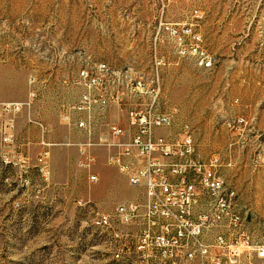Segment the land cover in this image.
Here are the masks:
<instances>
[{
  "label": "rangeland",
  "instance_id": "374dc122",
  "mask_svg": "<svg viewBox=\"0 0 264 264\" xmlns=\"http://www.w3.org/2000/svg\"><path fill=\"white\" fill-rule=\"evenodd\" d=\"M96 62L159 73L161 107L175 118L163 135L188 126L201 159H221L262 240L264 0H0V264H118L111 234L92 221L143 191L104 150L90 184L79 146L68 145L87 141L68 109L82 92L72 81ZM98 120L105 130L127 115Z\"/></svg>",
  "mask_w": 264,
  "mask_h": 264
},
{
  "label": "built area",
  "instance_id": "2783aa9c",
  "mask_svg": "<svg viewBox=\"0 0 264 264\" xmlns=\"http://www.w3.org/2000/svg\"><path fill=\"white\" fill-rule=\"evenodd\" d=\"M200 65L210 68L212 62L203 57ZM72 84L82 92L68 110L82 115L74 125L87 141L68 145L79 146V167L89 183L100 180L96 152L104 150L106 165L143 191L142 198L92 221L113 227L111 259L124 254L136 264H264V235L260 240L254 217L241 211L237 191L220 172L221 159H201L188 126L174 136L159 134L175 125L174 115L161 107L159 73L134 76L96 62L82 68ZM115 108L126 112V124L97 127V119L110 117Z\"/></svg>",
  "mask_w": 264,
  "mask_h": 264
},
{
  "label": "bare ground",
  "instance_id": "6f19581e",
  "mask_svg": "<svg viewBox=\"0 0 264 264\" xmlns=\"http://www.w3.org/2000/svg\"><path fill=\"white\" fill-rule=\"evenodd\" d=\"M105 232L111 234V248H113V245L115 243V236L113 235V227L112 226L101 227V234ZM114 261L120 264H136L134 256L124 255V254H117V258H114Z\"/></svg>",
  "mask_w": 264,
  "mask_h": 264
},
{
  "label": "crops",
  "instance_id": "0c3cea01",
  "mask_svg": "<svg viewBox=\"0 0 264 264\" xmlns=\"http://www.w3.org/2000/svg\"><path fill=\"white\" fill-rule=\"evenodd\" d=\"M174 126H175V125H174ZM172 128H173V127H172ZM162 131H163V130H162ZM162 131H160L159 134H163L164 132L162 133ZM176 135H177V134H176ZM173 136H174V135H173ZM113 261H114V259H113ZM116 263H117V262H116ZM118 264H120V263H118Z\"/></svg>",
  "mask_w": 264,
  "mask_h": 264
}]
</instances>
